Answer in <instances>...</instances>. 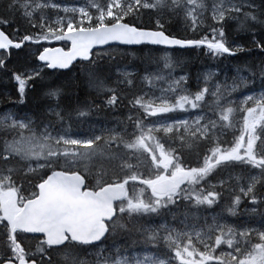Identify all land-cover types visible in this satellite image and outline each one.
Masks as SVG:
<instances>
[{
  "label": "snow or ice",
  "instance_id": "1",
  "mask_svg": "<svg viewBox=\"0 0 264 264\" xmlns=\"http://www.w3.org/2000/svg\"><path fill=\"white\" fill-rule=\"evenodd\" d=\"M233 22L264 55V0H0V71L15 82L0 113V264H264V60L191 90L176 55L237 57ZM26 44L43 66L11 71L9 50ZM121 46L147 50L149 91H123ZM43 68L59 75L45 82Z\"/></svg>",
  "mask_w": 264,
  "mask_h": 264
},
{
  "label": "trees",
  "instance_id": "2",
  "mask_svg": "<svg viewBox=\"0 0 264 264\" xmlns=\"http://www.w3.org/2000/svg\"><path fill=\"white\" fill-rule=\"evenodd\" d=\"M67 2H75V0H67ZM256 2L259 3L260 0H256ZM17 23H19V21H17ZM253 27L259 34V32L261 31L260 25L257 24ZM5 31L6 33L10 34L11 38H16V34L12 32V29L10 27L5 29ZM176 34L178 36L188 37L195 35L194 33L185 32L182 29H177ZM229 38L234 39L237 43L241 44L246 49L243 52L237 53V57L235 58H212L210 55H206L201 50L181 51L182 54L180 56V59L184 62V65L192 80L195 78V75L200 68L208 66L210 64H219V66L222 67V62L224 60L234 62L235 65H232V68H236L237 66L244 67L245 65L255 66L256 64L260 63L261 60H264V55H261L258 50H256L255 47L251 44L249 36L242 31L236 30L235 22H233L230 26ZM41 44L44 47H47L54 46L60 43L57 41H52L51 43L42 41ZM41 49L42 48L40 45L35 44H26L24 48L20 50L10 49V57L6 60L7 68L11 71L26 72L33 68L40 67L36 57ZM139 49L140 47H120L118 49L112 50L114 59L110 61V65L114 76L118 69L122 70L124 68H130L134 71L133 88L129 90L126 86H121L123 88V91L128 93L129 95L133 92H138L141 89H143L144 91H149V87L141 82L140 77L145 74V70H147L148 72L156 71V66L147 59V50L141 52L139 51ZM247 49L252 50L248 51ZM35 51H38L37 54H35ZM2 54L3 51L0 52V55ZM74 65H76L77 68L80 67L78 62ZM50 72L51 70L47 68L43 69L41 75L44 76L45 82L55 80L59 75V73L55 75H49ZM229 74H234V72H229ZM10 75V71L7 73L4 71H0V112L6 108L12 107L6 97L15 99V82L10 79ZM82 98L85 97L82 95ZM86 98L89 101L97 100L95 93L91 92ZM126 111L127 109L125 107H122L115 115L123 117L126 114ZM104 115L105 114L103 112L99 113L98 116L94 114L93 119H103ZM188 159L193 165H195V157L189 156ZM2 252L3 249L0 248V253Z\"/></svg>",
  "mask_w": 264,
  "mask_h": 264
},
{
  "label": "rangeland",
  "instance_id": "3",
  "mask_svg": "<svg viewBox=\"0 0 264 264\" xmlns=\"http://www.w3.org/2000/svg\"><path fill=\"white\" fill-rule=\"evenodd\" d=\"M68 3L71 4L73 2H68ZM43 47H41V48L43 49ZM37 52L38 51H35V54H37ZM181 54L182 53L180 52V53H177L176 55L181 56ZM232 65H235V63L224 60L222 62V67H220L219 64H210L208 66L202 67V68H200L197 71V73L195 75V78L193 80H192V78H191V76L189 74L188 87L191 90H195V85H196V79H197V77L200 76V79L202 81L203 80L202 73L208 72V71H215V72H217L218 77H214L213 78V81H215L217 78H219L221 81H223V78H224L225 75H227L228 77H231V76L235 75V67L232 68L231 67ZM40 67H42V66H40ZM40 67H37V68H40ZM122 70H127V71H130V72H133L134 73V71L132 69H130V68H124ZM229 72H234V74H229ZM241 74L243 75L245 73L242 72ZM162 86H163L162 83L157 82V85H156L157 88L162 87ZM251 87H255L256 91L258 92L260 90L259 89V80L256 82L255 85H252ZM241 91L247 92L248 89H241ZM239 95H240L239 92L232 94L233 98H238ZM6 110H14V109H12V107L6 108V109L2 110L0 113L5 112ZM194 114L195 113H193V115ZM229 138H230V136H229ZM241 183H243V181H241ZM222 203H225V201H222ZM243 207L244 206L242 204L241 205V219H247V214L243 213V211H242L243 210ZM214 211H220V209H215V208L214 209H209L207 212L203 213L205 216H208L209 222H211V214ZM228 219L231 222V221L235 220L236 218L229 217ZM260 224H261V218L259 216H256L254 218V223L252 224V226L259 228L260 227ZM136 239H138V237H136ZM120 243H121V245H123V239L122 238H120ZM148 250L149 251H152L153 249H151V247L149 246ZM143 251H144V246L141 243H137L135 245H132L131 244V241H129L128 252L126 254L127 255H132L133 252L138 253V254H142ZM82 259L87 260V261H94L95 260V257L94 256H89V255H84L82 257Z\"/></svg>",
  "mask_w": 264,
  "mask_h": 264
},
{
  "label": "water",
  "instance_id": "4",
  "mask_svg": "<svg viewBox=\"0 0 264 264\" xmlns=\"http://www.w3.org/2000/svg\"><path fill=\"white\" fill-rule=\"evenodd\" d=\"M58 42V41H57ZM61 44H59V45H54V46H47V47H52V48H55V47H59V48H63L65 51L67 50V48L69 47V45H67V44H65L64 42H60ZM62 44H64V45H62ZM121 47H130V48H136V47H140V46H121ZM43 49H41L40 51H42ZM1 51H4V50H0V52ZM39 55V53L37 54V56ZM37 61H38V64L39 65H41V66H43V62H41V61H39L38 59H37ZM78 61H74L73 62V64H75V63H77ZM62 71H67V70H62Z\"/></svg>",
  "mask_w": 264,
  "mask_h": 264
},
{
  "label": "bare ground",
  "instance_id": "5",
  "mask_svg": "<svg viewBox=\"0 0 264 264\" xmlns=\"http://www.w3.org/2000/svg\"><path fill=\"white\" fill-rule=\"evenodd\" d=\"M41 66V65H40Z\"/></svg>",
  "mask_w": 264,
  "mask_h": 264
}]
</instances>
